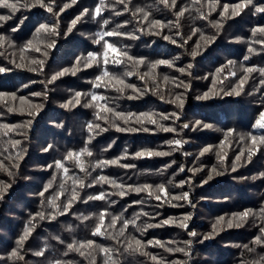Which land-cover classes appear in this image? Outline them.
I'll use <instances>...</instances> for the list:
<instances>
[{"label":"trees","instance_id":"trees-1","mask_svg":"<svg viewBox=\"0 0 264 264\" xmlns=\"http://www.w3.org/2000/svg\"><path fill=\"white\" fill-rule=\"evenodd\" d=\"M25 2L30 3L31 0ZM239 2L241 0H219V5L231 6ZM65 3L71 4V0H55L54 12H59ZM105 3L107 7L95 19L93 14L99 0H77L75 5L59 15L39 7L21 8L12 15V19L0 21V35L7 37L0 46V67L8 69L0 73V94H3L0 95V181L11 185L4 189L3 199H0V264H56L57 261L61 264H106L108 257L101 251L102 248L113 250L116 264H153L148 256L139 252L123 251L130 236L143 241L159 240L165 244L171 241L168 247L185 249V252H167L152 246L143 249L151 255L162 257L166 264H253V261L264 256V246L253 243L254 238L261 235L260 228L264 226V215H261L264 209V176L260 175L264 173V145L260 146L259 153L253 155L251 162L246 163L247 149L252 145L250 140L242 141L241 137L249 133L264 135V129L254 127L260 112L264 111V85L259 83L264 77L258 72L248 74L239 95L226 96L220 89L228 91L235 87L244 75L245 67L264 68V44L256 42L264 40V35H253L254 29L264 27V13L253 14L254 9L248 7L239 15L231 16L230 7L229 18L222 19L219 15L222 8L217 6L211 10L207 0H200L195 6L192 0H177L176 8L165 7L159 0H124V4L117 0H105ZM254 3L264 5V0H254ZM125 5L127 11L124 10ZM182 8L189 10L179 17L177 27L170 22L177 20L176 13ZM197 8L201 9L206 19L199 18L201 12H197ZM84 9L89 10L88 14L82 17L70 33L67 32L71 21L80 16ZM137 9L149 12V21L160 20L167 25L162 31L159 28L151 30L160 31V35L149 34L148 22L143 20V14L133 15ZM116 12L121 14L116 15ZM10 14L9 9L0 8V15ZM104 20L109 23L105 25ZM217 22L222 25L219 29L213 27ZM42 24L54 26L58 34L53 36L51 33H41L37 36L36 29ZM117 25H124L119 31L135 34L139 39L125 35L104 37V40L114 43L135 58L142 57L149 62L160 59L174 62L175 67L160 66L155 70L156 82L166 100L171 99L172 94L183 93L182 109L151 94L140 99H127L131 90L121 94L110 84L105 86L103 82L95 80L102 71L95 64L77 71L75 75L68 73L49 82L54 74L71 68L77 58H83L88 53H102L103 41L99 44L94 41L100 39L104 31L116 29ZM13 28L19 30L13 32ZM195 29H199V33L194 35ZM200 33L204 36L216 35L215 42L205 46L200 40ZM164 35L172 37L177 43L163 39ZM52 40H55V46L47 48L46 44ZM183 40H187V43L181 46ZM28 41H32V48L21 53L20 49ZM197 44L201 45L200 54L193 58L190 53L196 49ZM36 48L40 51H36ZM44 52H47V56L43 55ZM112 55L109 53L110 62L107 65L110 73L122 75L132 70L130 63H112ZM32 60L43 61L42 70L41 65L31 63ZM229 61L232 63L229 64ZM189 63L193 65L189 70L191 75H182L176 70ZM33 68L36 71L29 70ZM139 71L143 73L147 68L140 67ZM231 73L236 75L232 76ZM164 75L177 78V83L183 81L188 84V90L177 88L173 83H164ZM126 80L138 87L144 85L137 76ZM94 83H100V87H94ZM148 84L152 86L150 80ZM209 90L218 94L210 93L209 99H197ZM77 92L104 96L107 100L98 103H107L118 112H177L179 120L160 121L176 131H161L156 125L147 123L144 126L151 129L148 132L117 131L111 127L112 122L121 127L139 125H125L121 120L112 121L111 114H108V123L98 120L95 107L83 106L85 97L81 98L80 105L61 107ZM12 94H15V98ZM21 96L25 98L23 103ZM30 112L34 114L30 116ZM196 121L211 127H195ZM89 124H100L102 128H108V131L99 132L97 129L90 133ZM183 124L193 127L185 129ZM3 125L11 127L4 128ZM229 130H234L233 134L229 135ZM90 137L94 138L88 143ZM174 139H181L184 143L179 151L171 155L135 158V153L144 149L169 152L171 148L167 142ZM14 141H19V144L14 145ZM221 141H225L223 148L220 147ZM208 146H212L213 150L199 156ZM85 147L91 150L92 156L85 155L80 159L91 175L80 171L73 161L65 162L69 168L67 178L62 170L49 167L54 161L62 160L70 151L78 152ZM46 148L49 150L45 151ZM241 151L245 153L240 162L243 166L232 172V162ZM218 152L225 156L221 168L224 174L215 176L206 184L202 183L208 175V169L220 167ZM125 154L127 158L120 160V164L133 167H94L98 161L115 159ZM199 167H203L204 171H189ZM180 168L185 171L181 172ZM99 175L108 176L124 185L164 184L172 195L188 192L194 206L188 201L175 200L158 206L160 202L149 198L146 193L138 195L130 192L121 198L111 194L116 189L103 183L87 187ZM72 177L83 179L85 187L77 189L79 199L73 202L69 212L60 215L59 211H55V219H39L37 213L43 212L48 216L54 212L48 203L54 195L59 196L56 203L63 207L71 195ZM169 180L172 184L167 183ZM182 180L189 182L182 188L177 187ZM61 183L66 188L63 195H59ZM49 184L52 187L44 192ZM41 192H44V196L40 195ZM100 192L108 194L106 199L88 200L89 196ZM136 200H143L144 203L133 204ZM173 204L178 206L173 207ZM105 210L104 234L93 235L99 214ZM245 211L250 213L246 219H234V214ZM137 213L148 214L140 216L138 225L157 224L166 218L179 222L186 215H190L191 219L186 221L187 229L169 224L153 227L143 235L129 226L123 236H118L121 223L117 222L115 227L109 226L113 216L132 219ZM85 216L87 220L83 219ZM32 217H35L32 232L18 249L23 259L10 257L12 250L17 249V241ZM220 217L224 219L217 226L213 238L204 240L203 236L212 233V226ZM229 220H232L231 227L228 226ZM190 231L197 235L190 236ZM89 240L94 244L81 249L85 253L83 256L79 251L68 248L70 244L79 247L81 242ZM188 241L190 245L186 243ZM245 245L255 251H248ZM37 251H43V255H35Z\"/></svg>","mask_w":264,"mask_h":264},{"label":"snow or ice","instance_id":"snow-or-ice-1","mask_svg":"<svg viewBox=\"0 0 264 264\" xmlns=\"http://www.w3.org/2000/svg\"><path fill=\"white\" fill-rule=\"evenodd\" d=\"M118 3L120 4H124V0H117ZM159 2L161 4H163L165 7H172V8H176L177 6V0H171V3H169V0H159ZM77 3V0H71V4L65 3L62 7H60L59 12H54V5H55V0H31V2H25V0H0V8H6L9 9L10 11V15H0V21H8L10 19H12V15H14L17 11H19L21 8H33V7H39V8H43L45 9L47 12L49 13H53L55 15H59L60 12H63L66 8L70 7L71 5H75ZM193 6H195L196 4L200 3V0H192ZM208 6L211 10H215V8L219 5V0H207ZM107 7L105 0H99V5L95 8L94 10V14H93V18L95 19L97 16H100L102 14V11ZM222 8V11L219 12V15L221 16L222 19L225 18H229L228 14H229V9L231 7L232 11H231V16H236L239 15L241 11H243L245 8L251 7L254 9L253 14L255 13H264V5L262 4H256L254 3V0H241V2L235 4V5H228V4H224L222 6H220ZM125 11L128 10L127 5H125ZM188 8H182L179 9L176 13L177 15V20L170 22V23H174L176 24V26H179V17L182 16L184 14V12L188 11ZM197 12H201L200 8L196 9ZM89 10L88 9H84V11L81 13L80 16L76 17L75 19H73L71 21L70 26L67 29V32H71L73 30V28L77 25V23L82 19V17L86 14H88ZM137 13H142L143 16V20L148 22V28L150 29L149 34L152 35H160L161 32L160 31H151L152 29H156L159 28L161 31L163 30L164 27H166L167 25H165V23L163 21L160 20H151L149 21V17H150V13L146 12L144 9H137L136 12L133 13V15H136ZM116 15H120V12H116ZM210 14V13H209ZM200 19H206L207 17L201 12V15L199 17ZM21 24H23V20L20 21ZM109 23V21L104 20V24L107 25ZM124 25H117V28L114 30H109V31H104L103 33L100 34V39H97L94 41V43H101V41H103L102 47H103V52L102 53H88L85 57L83 58H77L76 62L74 63V65L71 68H65L63 69L61 72L54 74L51 77V80L49 81L54 82L56 79H58L59 77H62L68 73H71L72 75H75L77 71H81L83 69H87L89 67H92L94 64L101 67L102 71H101V75H98L95 80L97 82H103L105 84V86H108L109 84L112 86V88L117 91L118 93L124 94L126 92V90H131V94L127 95V99H140L142 97H144L145 95L151 94L154 96H158V98L162 101H165L169 104H175L177 108L182 109L183 108V93H179V94H172V98L171 99H167L165 98V95H163L160 91V85L156 82L157 81V75L155 70L160 67V66H167L169 68L175 67L174 62L173 61H169V60H165V59H160V60H156V61H146L144 58H135L129 55V53L127 51H124L122 49H119L114 43L108 42L107 40H104V37H112V36H125L127 35L129 38L131 39H139V36H136L135 34H127V33H123L121 31H119V29L121 27H123ZM0 27H2V24H0ZM213 27H216L217 29H219L220 27H222V25L220 24V22H217L213 25ZM19 29L17 28H13L12 31L16 32ZM140 31H143V29H140ZM41 33H51V35L55 36L57 35V30L54 26H48V25H40L37 29H36V35L39 36ZM199 33V29H195L193 31V34H197ZM256 33H260L261 35H264V27L262 28H258V29H254L253 30V35H255ZM177 35H179V33H177ZM165 40H170L171 43L176 44L177 41L175 39H172V37L168 36V35H164L162 37ZM7 40V37L0 35V46L3 45V43ZM200 40L204 42V45H210L211 43L215 42L216 40V35H212V36H204L202 33H200ZM257 43H261L264 44V40H260V41H256ZM187 40H183L181 46H183V44H186ZM9 44L11 46V42L9 41ZM55 46V40H52L50 43L46 44L47 48H52ZM32 48V41H28L26 43V45H24L20 51L21 53H23V51L25 49H30ZM201 48L200 44H197L196 49H194L190 55L195 58L197 55L200 54L199 49ZM36 51H40L39 48L35 49ZM249 51H254L253 49H249ZM109 53H112V60L111 62L114 64H123V63H130L132 66V70L130 71H125L123 72L122 75H117L114 73H110L107 70V65L109 64ZM43 55L47 56V52H44ZM102 58V61L101 59ZM123 58V59H122ZM21 59H23V56H21ZM248 57H245V60H247ZM31 63L33 64H37L39 63L41 65V70H42V65H43V61H37V60H32ZM232 62L229 61V64H231ZM82 65V67H81ZM23 65H17V67H22ZM192 64L189 63L186 67L184 68H177L176 70L179 71L182 75H191V72L189 71L192 68ZM140 67H145L147 68V71L140 73L139 69ZM8 69H6L5 67H0V73L7 71ZM30 71H36V69H29ZM221 70H218V72ZM244 75L241 76L239 78V83L235 86L230 88V90L225 91L224 89H220V92H223L224 95H239L240 94V90L243 89V85L246 83L247 78H248V74L253 73V72H258L259 75L261 77H264V68H256V67H245L243 69ZM230 75L235 76V73H231ZM131 76H137L138 79H140L142 82H144L143 87H138L135 84H131L128 83L126 78L131 77ZM163 82L164 83H173L175 85V87L180 88L183 87L185 89V91L188 90L189 85L184 83L183 81H180L179 83H177V78L175 77H169L167 75H164L162 77ZM152 82V86L150 87L148 84V81ZM222 83V81H221ZM260 84L264 85V79H261L259 81ZM215 84V81H214ZM94 87H100V83H94L93 85ZM211 95H216L218 94L217 92H214L212 90H209V92L204 93L203 95L197 97V99H209L211 98ZM3 95V94H0ZM13 98H15V94H12ZM32 95H42L41 93H32ZM85 97L86 100L83 103L84 107H95L97 109V111L95 112L96 118L98 120H103L106 123L109 122V115L111 114V119L112 121L115 120H121L123 122V124L125 125H129V124H136L139 125V127H121L120 125L112 122L111 123V127H115V129L117 131L120 132H137V131H143V132H148L151 131V129H149L148 127H145L144 125L147 124H153L156 125L157 128H159V130L161 131H165V132H175L176 129L170 126H165L164 124L160 123V121H166L169 119H175V120H179V114L177 112H172V113H157V112H143V113H132V112H128V113H124V112H118L115 109L109 107L107 105V103H98L100 101H106L107 98L101 95H97L95 93H90V94H85V93H80L77 92L75 93V95L73 96V98L69 101H67L65 104L61 105V107H65L68 108L70 106L75 107L76 105H80L81 104V98ZM87 97H90V99H87ZM21 102H25V98L23 96L20 97ZM93 102H97V103H93ZM9 111H12V109H9ZM104 113V115H101V113ZM33 112H30L29 115H33ZM31 123V121H29V124ZM4 128H10L11 126L9 125H3ZM183 128L187 129L190 127H193L189 124H183L182 126ZM195 127H203V128H209L211 127V125L209 124H204L201 121H196L195 122ZM255 128L258 129H264V111H261L259 114V118L255 121L254 124ZM99 130V132H106L108 131V128H102L100 124H89L88 125V131L91 133L94 130ZM234 130H229V135L233 134ZM98 134V133H97ZM94 137H90L88 143L91 142V139H93ZM242 141H248L250 140L252 147L247 149V158H246V163H250L252 160L253 155L257 154L260 152V146L264 145V135H260V136H256L253 135L251 133L247 134V136L241 137ZM168 145L171 148V151L169 152H163V151H155V150H150V149H144L141 151H138L135 153V158H142V157H152V156H168L171 155L172 152H176L179 151L182 147H183V143L184 141H182L181 139H174V140H169ZM225 141H221V145L220 147L223 148ZM13 144H19V141H14ZM51 147V146H49ZM110 147V145H109ZM49 149H45V151H47ZM213 148L212 146H208L205 147L200 153L199 156H203L206 153L212 151ZM92 156V152L89 148L85 147L83 149H81L78 152H72L70 151L69 153L66 154V156L62 159V160H57L54 161L53 165H49L50 168H55V169H60L63 171L65 178H67L68 173H69V168L66 167V161H73L74 163L77 164V166L79 167L80 171L82 172H86L88 175H91L90 172H87V169L84 166L83 161L80 159L82 156ZM185 155H188L187 153H185ZM245 153L244 151H241L240 153H238L235 157V159L232 162V166H231V171L232 172H236L238 167L243 166L240 162L242 161V158H244ZM127 158V154H125V156L122 157H118L115 159H111V160H101L98 161L97 164L94 167L97 168H105L107 166L110 165H119L121 167H133L132 165H123L120 164V160L122 159H126ZM217 158L218 160L221 162L220 167L217 166H213L210 169H208V175L206 177V179H204L202 181V183H208L209 181H211L212 179H214L215 176H219V175H223L224 172L221 170L222 166H223V161L225 159L224 155H221L219 152L217 153ZM180 171L183 172L185 171L184 168H180ZM189 171H192L193 173L195 172H200V171H204L203 167H199L196 169H189ZM11 175V173H9ZM261 176H264V173L260 174ZM257 177H252V179H256ZM72 182H73V187L71 189V195L69 196V198L67 199V201L63 204V207L61 208L56 201L58 200L59 196L58 195H54L52 198H50L48 200L49 205L54 209L53 213H49L48 216L45 215V213L40 212L37 213V216L39 217V219L44 220L46 218L48 219H55V211H59L60 215H64L65 213L69 212V210L72 207V204L74 201H76L77 199H79L78 194H77V189L78 188H84L85 187V183L83 181V179H81L80 177H72ZM189 181H180L179 184H177V187H183L185 183H187ZM98 183H103V184H108L110 187H112L113 189H116L117 191H114L113 193H111L112 195H118L121 198L125 197L126 195H128V193L130 192H134L136 194H141V193H146L147 196L149 198L155 199L156 201L160 202V205L165 204V203H170V201L175 200V201H188V203L190 205H192L191 200L189 199V193L188 192H183L179 195H172L167 187L164 184H160V185H149V184H144V185H124L123 183H118L115 179H112L108 176H104V175H99L96 176L92 183H89L87 185V187H93L95 184ZM168 184H172V181L169 180L167 182ZM0 185H3L2 188H0V199H3V195H4V189L7 187H10V184H6L3 181H0ZM52 187L51 184L48 185L47 188H45L44 192H47L50 188ZM60 192L59 195H63L64 191L66 190L65 188V184L61 183L60 186ZM44 192H41L40 195L44 196ZM108 194L104 193V192H100L94 196H89L88 200H104L106 199ZM87 202V201H85ZM114 203V202H113ZM144 201L143 200H136L133 201V204H143ZM173 207L178 206L173 204ZM194 206V205H192ZM107 215V211H102L99 214L98 217V223L95 227V229L93 230V235H101L104 234L102 232V229L104 228V223H105V217ZM144 215L147 216V213H137L133 216L132 219H121V217L119 216H113L110 220V227H115V225L117 224V222L121 223V228L118 231L117 235L118 236H123L125 231L129 228V226L133 227L136 229L137 232H139L141 235H143L144 233H146L149 229L153 228V227H161L164 225H169V224H176L179 227L188 228V224L186 221L191 219L190 215H186L183 220L177 222L175 219L173 218H166L164 219L161 223H157V224H151V223H145V224H137V221L140 219V216ZM250 215L249 212L245 211L243 213H239V214H234V219H238V220H244L246 219L248 216ZM261 215H264V209L261 210ZM35 219V217L30 218L29 220V224L26 225L25 230L23 235L20 237V239L17 241V249H13L12 252L10 253V257L12 258H18V259H23V256H21L19 254L18 249L23 245V242L28 238V236L31 234L32 232V228L34 227V224L32 223V221ZM84 220H87L88 217L85 216L83 217ZM223 217H220L217 219L216 223L213 224L212 226V233H209L207 235L203 236L204 240H208L213 238V235L216 233L217 231V226L223 221ZM228 226L231 227L232 226V220L228 221ZM106 231V230H105ZM260 236H257L254 238L253 243L257 244V245H261L264 246V226H262L260 228ZM190 236L195 237L197 234L195 232H189L188 233ZM115 238V237H113ZM172 242L169 241L167 242V244H165L164 242H161L159 240H147V241H143L141 239H138L135 236H130L128 238L127 244L124 247L123 251L128 253H136L139 252L141 255L144 256H148L150 258V260L153 262V264H166V262L164 261V259L162 257H158L156 255H151L150 253H148L147 251H144L143 249H145L148 246H152V247H159L164 249L167 252H175V251H181V252H185V249L183 248H176L173 249L171 247H168V244H171ZM188 245L191 244L190 241L186 242ZM94 244L93 241L89 240L87 242H81L79 244V247H75L74 245H68L69 250H75V251H79L80 255H84L85 253L83 251H81V249L83 248H87V247H91ZM245 248L248 249V251H255L254 248H249L248 245L244 246ZM102 252H104L106 254V256L108 257V259L106 260V264H116V261L113 259V250L109 249V248H102L101 249ZM37 256L43 255V251H37L34 253ZM187 254V252L185 253ZM56 264H61L60 261H57ZM172 264H176V262H172ZM253 264H264V256H260L257 260L253 261Z\"/></svg>","mask_w":264,"mask_h":264}]
</instances>
